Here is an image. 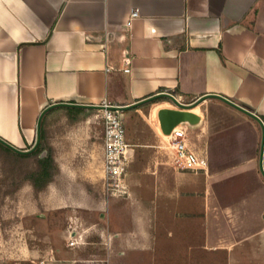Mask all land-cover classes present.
Returning a JSON list of instances; mask_svg holds the SVG:
<instances>
[{
    "label": "crops",
    "instance_id": "crops-1",
    "mask_svg": "<svg viewBox=\"0 0 264 264\" xmlns=\"http://www.w3.org/2000/svg\"><path fill=\"white\" fill-rule=\"evenodd\" d=\"M161 94L200 117L188 134L202 168H173L146 103L121 111L130 196L97 198L101 110L82 113L102 124L86 149L77 147L80 123L67 139L59 132L60 118L69 121L61 108L75 107L43 113L55 104L127 108ZM223 98L264 124V0H0V138L33 149L43 116L60 170L39 199L30 184L20 193L25 259L160 264L200 250L214 264H264V129ZM88 119L86 129L97 130ZM72 228L81 236L75 248ZM61 242L73 253L59 257Z\"/></svg>",
    "mask_w": 264,
    "mask_h": 264
},
{
    "label": "built area",
    "instance_id": "built-area-1",
    "mask_svg": "<svg viewBox=\"0 0 264 264\" xmlns=\"http://www.w3.org/2000/svg\"><path fill=\"white\" fill-rule=\"evenodd\" d=\"M139 16V12L132 11L126 22V26L130 27L132 21ZM126 63L130 65V59H126ZM113 69V67H109ZM130 67L124 69L129 73ZM101 119L104 126V184L103 193L108 198H126L130 196V188L128 184V171L130 164L129 144L126 139V131L121 116V111L116 109L118 106L110 103L102 104ZM190 124L183 123L173 129L168 135L169 151L171 164L174 169L181 172H196L202 168V161L197 152L192 147L189 139ZM80 235L76 236L75 230L71 229L68 239V247L75 248L80 245ZM55 260L53 254L40 261V264H47Z\"/></svg>",
    "mask_w": 264,
    "mask_h": 264
},
{
    "label": "rangeland",
    "instance_id": "rangeland-1",
    "mask_svg": "<svg viewBox=\"0 0 264 264\" xmlns=\"http://www.w3.org/2000/svg\"><path fill=\"white\" fill-rule=\"evenodd\" d=\"M166 102H169V104H165L168 106H172V108H178V105L174 103L171 100H165ZM194 102L188 103L192 104ZM160 101H155L153 103L147 104L144 109L143 113L146 114L147 117L151 120V122L155 125V127L158 129L160 135H161V146L162 147H169V139H167L160 129L159 124V118L158 113L155 114L154 118L151 117L152 110L155 106H159ZM173 108V109H174ZM123 112V111H122ZM84 119L78 123H80V127L75 132L76 140L78 142L77 147H81L82 149H86V147H92V145H88L87 141L90 139L89 137H100L101 135V129L102 124H100L99 119L94 117V114H84L82 115ZM91 118L93 121H95V125H97V130L91 129V131L86 129V121ZM125 118H123V122L126 124L127 128V121H124ZM153 119V120H152ZM60 125H59V132L62 133L63 139H67L68 132H70V126H72L73 123L70 121H65L60 118ZM85 122V123H82ZM93 124V123H92ZM101 127V129H100ZM49 131V142H51V138H55V136L50 135ZM98 141V140H97ZM88 146H87V145ZM99 146V145H98ZM82 149L80 151L82 152ZM167 150V149H166ZM165 150V151H166ZM43 154V153H42ZM2 176L0 173V264H34L31 260H26V255L23 254L24 252L28 253L29 251V244L25 238H23L25 231H22V220H21V212L19 211V205H20V193L22 192L24 186L26 184H30L29 182L25 183L24 186L20 189L18 193H16L14 196H5L3 194L2 189H6L7 184H3V181L1 180ZM31 185V184H30ZM100 188V187H99ZM101 189V188H100ZM97 198L101 199H109L104 193V195L101 192H98L96 189L95 191ZM40 195V194H39ZM34 197H36L34 195ZM40 198V196H39ZM37 196V199H39ZM123 198V197H122ZM55 217L57 218L58 215ZM99 217V216H98ZM58 223H62L63 219L61 216H59ZM21 226V227H20ZM73 229V228H72ZM71 230V229H70ZM60 248L62 249V255L59 254V257H66V254L73 253L72 249L67 248L63 242H61ZM23 252V253H22ZM205 251H193L192 253H184L179 256H172L168 259H165L163 261H158L160 264H214L213 261L210 260V258L206 257ZM29 257V256H27ZM42 259L36 260L38 264H40V261ZM219 264H226V261L219 260Z\"/></svg>",
    "mask_w": 264,
    "mask_h": 264
},
{
    "label": "trees",
    "instance_id": "trees-1",
    "mask_svg": "<svg viewBox=\"0 0 264 264\" xmlns=\"http://www.w3.org/2000/svg\"><path fill=\"white\" fill-rule=\"evenodd\" d=\"M67 111L71 123L84 119L80 108H61ZM47 151L44 157L42 153ZM59 167L54 157V150L49 142V132L42 124L41 141L39 147L32 153L19 154L0 143V173L3 184H7L5 196H14L25 183L29 182L37 197L54 182L59 175Z\"/></svg>",
    "mask_w": 264,
    "mask_h": 264
},
{
    "label": "water",
    "instance_id": "water-1",
    "mask_svg": "<svg viewBox=\"0 0 264 264\" xmlns=\"http://www.w3.org/2000/svg\"><path fill=\"white\" fill-rule=\"evenodd\" d=\"M163 97H167V98L173 100L174 102L178 103L177 100L173 96L161 94V95L146 99L144 101H141L140 103H137L136 105H133V106H130L127 108L126 107H117L116 109H118L120 111L132 109V108L138 107V106L146 104V103H150L156 99L163 98ZM223 100L226 101L227 103H229L230 105L236 107L237 109L243 111L244 113L248 114L249 116L253 117L257 121H259L260 124L262 125L263 129H264V124H263L262 120L257 115L251 113L250 111H247L246 109H243L242 107L230 102L227 99L223 98ZM178 105L181 107L180 109L164 108V109L159 110V112H158V117L160 120L161 129L165 135H170L172 133L173 129L176 128L177 126H179L180 124L188 123L190 125H197L200 122V117L196 113L191 112L192 107L185 105L183 103H178ZM60 106L75 107V108H80V109L86 108V109H100V110L104 108L102 106L79 105V104H55V105L48 107V109L43 113V116L47 111L54 109V108H57V107H60ZM43 116H42V118H43ZM42 118L40 119V122H39L38 142L33 149L28 150V151L20 150V149L14 147L13 145H11L10 143H8L7 141L3 140L2 138H0V143H2L3 145L8 147L9 149H11L14 152L19 153V154H29V153L34 152L39 147L40 141H41ZM263 141H264V137H263ZM46 154H47V151H44L43 154L41 155V157H44ZM262 170L264 171L263 164H262Z\"/></svg>",
    "mask_w": 264,
    "mask_h": 264
},
{
    "label": "bare ground",
    "instance_id": "bare-ground-1",
    "mask_svg": "<svg viewBox=\"0 0 264 264\" xmlns=\"http://www.w3.org/2000/svg\"><path fill=\"white\" fill-rule=\"evenodd\" d=\"M162 105H165V104H160L159 106L157 105V106H155L154 107V109L152 110V115H151V117L152 118H154V116H155V114L156 113H158V111H159V107H161ZM195 111H197V110H195ZM159 118V117H158ZM153 120V119H152ZM160 121V120H159ZM161 126V125H160ZM165 135V134H164ZM165 137L167 138V139H169L170 137L168 136V135H165Z\"/></svg>",
    "mask_w": 264,
    "mask_h": 264
}]
</instances>
